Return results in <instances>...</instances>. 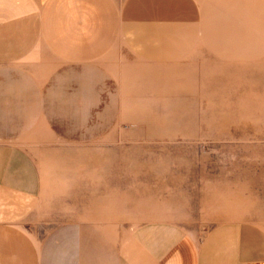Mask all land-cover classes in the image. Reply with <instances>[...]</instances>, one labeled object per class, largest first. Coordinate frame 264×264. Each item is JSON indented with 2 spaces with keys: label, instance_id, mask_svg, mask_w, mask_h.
Returning <instances> with one entry per match:
<instances>
[{
  "label": "rangeland",
  "instance_id": "rangeland-1",
  "mask_svg": "<svg viewBox=\"0 0 264 264\" xmlns=\"http://www.w3.org/2000/svg\"><path fill=\"white\" fill-rule=\"evenodd\" d=\"M120 1L113 52L36 72L34 113L0 121L42 176L28 223L82 214L100 242L174 218L264 234V0Z\"/></svg>",
  "mask_w": 264,
  "mask_h": 264
},
{
  "label": "crops",
  "instance_id": "crops-1",
  "mask_svg": "<svg viewBox=\"0 0 264 264\" xmlns=\"http://www.w3.org/2000/svg\"><path fill=\"white\" fill-rule=\"evenodd\" d=\"M124 15L120 0H0V121L34 110L48 84L36 72L109 56ZM41 194L29 152L0 143V264H264V234L249 222L154 219L100 242L82 214L74 227L29 224Z\"/></svg>",
  "mask_w": 264,
  "mask_h": 264
}]
</instances>
